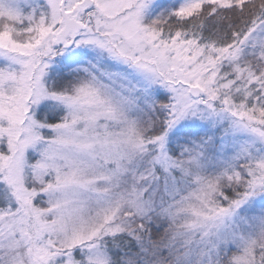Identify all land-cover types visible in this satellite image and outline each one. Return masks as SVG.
I'll list each match as a JSON object with an SVG mask.
<instances>
[{
  "label": "snow or ice",
  "instance_id": "1",
  "mask_svg": "<svg viewBox=\"0 0 264 264\" xmlns=\"http://www.w3.org/2000/svg\"><path fill=\"white\" fill-rule=\"evenodd\" d=\"M0 264H264V0H0Z\"/></svg>",
  "mask_w": 264,
  "mask_h": 264
}]
</instances>
